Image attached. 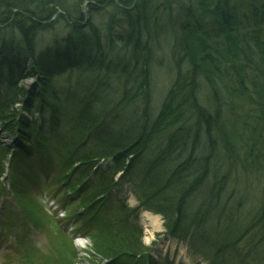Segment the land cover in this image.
Returning a JSON list of instances; mask_svg holds the SVG:
<instances>
[{"label":"trees","instance_id":"trees-1","mask_svg":"<svg viewBox=\"0 0 264 264\" xmlns=\"http://www.w3.org/2000/svg\"><path fill=\"white\" fill-rule=\"evenodd\" d=\"M24 1V4L28 3V0H23V2ZM54 1L55 0H49L47 2L53 9H56L55 7L57 5L52 3H56L57 1ZM108 1L109 0H103V2H101V0H79L78 3H73L71 5H63L62 1H60L58 4L63 14H59L57 19L60 18L61 20L51 22L56 24H69V27L71 26V33H69L70 37L66 42V50L68 51L61 54L59 53L60 56H58L60 58L64 57L69 60L78 50V46L88 48L87 44L89 46L93 43V48H95L93 52L95 56V60L93 61L95 64L88 62L89 57L85 61L80 57V61H83L87 66V70L85 69L84 72H91L86 79L89 81L93 80V95H97L95 102L99 101L100 113L95 115H93V113L88 114L82 123L71 124L64 133V137H68L66 140L68 143L67 146L73 147L82 144L87 135L100 125V121L105 114L104 112L110 108L106 107V105L109 99L107 95L108 90H110L112 82L108 79L104 80V82L99 81L100 77L96 76L94 72L96 70H104L107 76L108 72L109 75H111V73L113 75V73H115L113 71L118 69V65L127 70L131 64L130 62H132V65L134 64L135 67L137 63H141V66H145L151 58L154 49L158 48L156 43H158L157 40L161 37L160 34L166 33L168 35H174V40L172 41L170 39L173 49L181 51L188 61L187 66L189 68V74L187 77L191 84L186 88L185 86H187L189 82L183 83L182 79L177 80V78L173 80L175 82L171 86L172 93L164 106H167L170 100H172V104L170 107H166L163 113H160L158 119H156L157 121L155 120L153 122V133L150 131V122H143L141 126L140 124L138 125L134 134L130 135L129 133L125 137H121L122 141L120 143L115 141L117 136L113 135L110 137V140L107 141V144H97L93 146L87 154V159L94 160L101 156H110L118 151H123L124 153L127 150L133 156V159L135 157L141 158L146 151V147H149L153 141L151 137L156 136L157 138L154 143H156L158 148L155 149V157H159L164 161L175 159L176 162H180V153H183L184 149L185 151H190V159L181 162L180 165L178 163L172 176L173 180L185 183V173L195 162L193 158L196 157L195 149L197 144L203 147V151L198 155L202 161V166L206 168L203 171L206 172L208 176L209 174L207 171L210 169L209 166L214 163L212 158L218 155L217 148L220 147L221 142L229 148L234 144H239V138H243L246 140V142H243L246 143V145H244L245 151L241 157V159L246 162L243 169L247 171L250 167H254L251 166L254 162L257 164L256 167L258 171L264 175V171H262V169H264V0H252L249 9L242 5L241 1L244 0H178L171 3H168V0H138L133 8L127 10V12L125 10L126 8H122V11L120 9L118 14L114 15L112 18L106 15L102 17V23L103 18L107 17L109 20L108 29H104L102 27L103 24L101 25L99 23V18H101V14L104 15V5L108 3ZM126 1H128L127 5L131 4L129 2L130 0ZM160 2L162 5H158ZM19 3L20 2H18L19 6L16 5L13 8L20 7L25 9L26 6H22V4ZM81 3L82 8H80ZM85 3L87 7H84ZM161 6L162 10L160 11ZM25 11H27L29 15H22L21 17L19 13L12 12V10L7 13L3 12V16L0 15V20L7 19L6 21H8L14 16L13 19L16 21H12L10 27L15 26L16 29L19 28L20 32L24 33L23 38H25L29 46L32 47L33 43H31V36H34V32H36L37 29V25L35 24L42 23L44 20H49L54 15H52V11L47 18H43V15H37L29 7H27ZM119 20L120 22L116 24ZM17 21H24L23 23L26 22V24H24V27H19L16 23ZM84 23L87 24L85 27H82ZM127 31H129V33H124ZM82 33H90L91 37L87 35L83 36ZM74 36L77 38L79 37L78 41L74 40ZM122 37L124 39H122ZM86 41L89 42L86 44ZM110 46H112V48ZM141 52H144V55L141 54ZM29 53V60L34 64V66L32 65L31 75L29 76H35L36 72L40 71L39 73L45 76L42 80L45 82L48 78L46 76L48 75L46 74L47 72L45 71L44 64L39 60L35 61L34 50L30 49ZM24 64L26 65V62H24ZM2 65L6 66L5 64ZM22 67L24 68L25 66ZM124 68L119 70L121 74H126ZM137 68L138 70L135 72L140 73L145 79L142 82L133 81L132 85H124V87L120 88L119 94L126 96L129 92L135 90L137 92L138 89H141L140 92H142L143 95H146L147 92L149 93V78L146 77V71L147 73L150 71L147 67L144 69L145 71L138 66ZM10 69H12V67H9L8 70ZM25 69L27 68L25 67ZM180 70H182V68H178V72ZM128 71L129 69L127 72ZM117 75L118 73H115L113 76L116 77ZM181 83H183L184 89L179 87ZM202 87L209 91L214 109L217 108L216 110H209L208 113H205V109L201 106V101L198 96V91ZM112 88L114 89L115 87ZM31 92L35 94L37 89L34 88ZM174 93L178 94L171 99ZM185 94L187 97L183 98ZM109 96H111V98L115 97L116 91L109 93ZM136 97L137 96L134 95L129 97V99H136ZM239 97L248 100L247 105L250 107L248 111L238 109L237 106L239 103L235 102V99ZM26 98H28V100L32 98V94H30L27 86L17 84L14 95L9 101V110L3 112L1 116L10 127L14 125L13 122L16 118V112L11 108L15 106L17 101H22ZM218 110L220 112L219 115L217 114ZM142 111H145V108H143ZM189 112L190 115L186 118L189 124V130L192 128L195 130V128L199 127L200 123L204 122V118L207 119V129L203 131L205 137L208 138L206 143H200L203 137L201 136L202 131H198V129L195 131V133H197L195 137L191 135L187 140L180 136L182 133L181 125L176 126L174 129V125L179 124L181 118L189 114ZM244 112H247L248 115L253 114L254 118L252 122L248 121L249 117L243 116L245 115ZM164 115L166 118L168 117L167 120H169L173 126H169V128H172L171 132H160L163 125L161 123L159 126V123L165 120ZM242 116L243 119L241 120L240 117ZM214 117H216L218 125H221V127L216 126L217 122ZM107 121L110 122V119ZM212 124L218 128L215 130L214 127L213 129ZM241 126L245 128L242 130L240 129ZM157 128H159V130ZM218 130L221 135L219 140L220 143L215 144L212 139ZM220 130L222 132H220ZM112 133L114 132H111V134ZM111 140H113V142ZM250 141V146L246 148ZM125 161H128V159ZM204 181V177L199 178L198 181L193 184V187L195 186L194 189L198 188L199 184L201 185ZM227 181L224 175L218 176L211 186L209 199H205L206 203L203 204V209L210 219L215 220L214 216L217 215L218 219L210 222L215 231H217V229L221 231L223 228L224 232L227 230L229 234H232L237 230L234 232L237 234H233L235 238L230 240L231 244H234L235 239L236 245L233 249L231 247L230 250L234 256L238 254L236 259L242 264H264V203L260 205L259 210L257 205L253 204L256 211L252 210V212H250L251 207L247 211H244L248 205H244L243 207L238 206V208H236L233 223L225 221L227 218L225 212L226 205L228 209L231 202L237 201L238 197V193L233 192L235 189H232L228 185L230 182ZM170 186L172 185L167 183V188ZM228 189L231 191L230 194L225 192ZM163 191L166 193H163V196L159 199L170 194L168 189H163ZM225 193L229 195L228 202L222 200L225 197ZM171 197V199L170 197L167 198L166 201L169 202L172 199L174 200V197ZM245 198V196L242 197V199ZM160 201L164 204V207L162 205V208H155V210L165 213L168 219V226L182 227L181 222L184 221V213L181 210H175V212L178 213L176 214L175 221L172 223V212L175 208L171 206L166 207V202ZM195 218L198 220V214ZM222 218L224 222L221 220ZM196 219L194 220L196 221ZM200 225L203 224L198 223V226ZM186 232L189 231L187 230ZM242 232L245 236L243 234L238 238V234L240 233L241 235ZM253 235L257 238L255 241L257 243L256 245L251 241ZM141 238L143 239L142 235L136 240L122 239V241H120L119 239H114L117 242H112L111 244L104 243L103 245H108L109 248L106 246L104 249L105 252H101L102 254L100 256L109 257L121 251L133 254L141 252L146 247L143 241L140 240ZM246 239L247 242L241 247L240 245L243 244ZM205 244L208 245L207 243ZM237 246L241 248L237 250ZM93 247L95 252L96 246Z\"/></svg>","mask_w":264,"mask_h":264},{"label":"rangeland","instance_id":"rangeland-1","mask_svg":"<svg viewBox=\"0 0 264 264\" xmlns=\"http://www.w3.org/2000/svg\"><path fill=\"white\" fill-rule=\"evenodd\" d=\"M27 1V0H26ZM49 0H28L27 4H24L25 1H18V0H0V15L3 16V12H10L12 10V12H16L20 14V17L23 15H29L27 14L28 12L25 11V9L27 7H29L33 12H35L37 15H43V18H47L49 14H51L54 16H58L59 14H62L63 11L61 9V7L59 6L58 2L62 1L63 5H71L73 3H78L79 0H55L57 1L56 3H52V4H56L57 6L55 7L56 9H53L51 5L48 4ZM54 1V2H55ZM136 1L138 0H130L129 2L131 4L127 5L128 1L126 0H109L108 3H106L104 5L105 8V12L103 17L106 16H112L114 17V15L118 14L119 10L122 8H126V12L127 10L133 8V6L136 4ZM159 1V0H158ZM178 0H168L167 2L171 3V2H175ZM252 0H244L241 1L242 5L246 6V8L250 7ZM18 2H20L19 4L25 5V9H22L20 7L17 8H13L14 6H19ZM101 2H103V0H101ZM105 3V2H104ZM158 5H162L161 2ZM86 6V5H84ZM76 7V6H75ZM128 7V8H127ZM80 8H82V3L80 5ZM75 10V9H74ZM162 10V6L160 7V11ZM49 11V13H48ZM125 12V13H126ZM124 16V14H123ZM111 17V18H112ZM55 18V17H54ZM58 18V17H57ZM56 20H61L60 18ZM102 19V18H101ZM100 19V24H103V28L104 29H108V22L109 20L107 18H103V23L102 20ZM45 21V20H44ZM24 21H19V23L22 25V27H24L23 23ZM51 22V21H49ZM120 22L117 21L116 24H118ZM43 23V22H42ZM42 23L39 24H35L36 26V32H34V38L36 39V44H37V49H36V56L37 59L39 61H41L40 59L43 60V64L49 65L48 70L50 73H53L55 75V82H53V87L51 88V90H53L54 92L57 91L59 89V81L60 80H65L67 72L66 70H68V68H65L67 66V59L66 58H60L57 57V55L60 53H64L66 48L64 46V44H62L63 48H54V49H46V51L44 50V45H46L48 42L52 43H56V39H54L53 37H60L62 36V39L64 37V32H60V33H46V31L43 29L42 27ZM87 23H84L82 25V27H85ZM60 26H62V24H60ZM101 27V29H102ZM45 31V32H44ZM87 32V31H86ZM105 32V31H104ZM124 33H129V31L124 32ZM19 33H8L7 36H9V39H14L15 41H18V35ZM22 34V36L24 35V33H20ZM105 34V33H103ZM83 36L87 35L89 36V33H82ZM125 35V34H123ZM161 37L160 39L157 40L158 43H156V45L158 46L157 49H154L153 54L151 56V58L148 60V63L145 64V66H141V63H137V66L140 69H143V71H145L144 69L147 67L148 70L150 72L147 73L146 71V77L149 78V84L148 87L149 88V93L147 92L146 95H143L142 92H140L141 89H138L137 92L136 90L133 92H129L128 94L125 95H121L119 94L120 88L124 87V85L126 86L127 84L132 85L133 81H143L145 78H143L144 76L140 75V73H137L135 71L138 70L137 66L135 67L134 64L132 65V62H130L131 64L129 65V71L127 72V70H125L124 67L119 66L118 65V69H116V71H113L115 73H118V75L116 77H114L113 75L115 73H111V75H109L108 72V76L106 75V72L104 70L101 71H95L94 73H96V76H99L100 79L99 81L104 82V80L108 79L109 81H111L112 86H110V90H108V104L106 105V107H112V106H116L114 109H109V111L104 115L105 118L106 117H111V118H115V119H119L118 123H119V132L118 134V138L115 140L117 143L122 141V138L120 139V135L123 134V132H125V134H129L132 135L135 133V129L138 127V125L140 124V126L143 124V122L145 123H149L150 122V131L153 133V122L158 119L160 113H163V110L166 109V107H170L172 104V100H170L167 104V106H164L166 101L170 98V94L172 93L171 90V86L172 84L175 82L173 80H175L177 78V80L182 79V82L184 83H188L187 86H185L186 88L189 86V84H191L189 80V78L187 77L188 73V61L185 57V55L179 51V50H175L173 49L172 45H171V41L170 39L173 41L174 40V35H168L166 33H161L160 34ZM3 34L0 32V38L2 40H4L3 38ZM171 37V38H170ZM79 37L77 38L76 36H74V40L78 41ZM122 39H124L122 37ZM1 40V41H2ZM47 42V43H46ZM80 42V41H79ZM11 43V41H10ZM82 43V42H81ZM86 44L88 43V41L85 42ZM83 43V44H85ZM8 43H4L3 45H1L0 49L2 50H6ZM92 45L87 44L88 48H82L78 46V50L75 52L74 56H80L82 57V60H87L88 62H92V64H95V62L93 60H95V56H94V51L95 48H93V43H91ZM7 45V46H6ZM11 48H13L12 45H10ZM5 47V48H3ZM112 48V46H110ZM9 49L10 52L14 51L12 49ZM8 50V49H7ZM57 51H60L59 53H57ZM4 53H6V51H4ZM13 53V52H12ZM15 53V52H14ZM17 53V52H16ZM59 54V56H60ZM141 54L144 55V52H141ZM23 59L21 57H19L18 59V65H24V62H27L24 59V55H22ZM57 57V58H56ZM80 57H79V61H80ZM71 58V57H70ZM54 60V64H52L51 66L53 67L52 69L50 66V63H48V61L53 62ZM58 61V63L56 62ZM94 62V63H93ZM81 63L85 64L83 61H81ZM60 67V68H59ZM124 68V70L126 71V74H121L119 72L120 69ZM178 68H182V70H180L178 72ZM134 69V70H133ZM142 71V74H143ZM38 77V78H37ZM111 78V79H110ZM41 75H37L36 77H34L33 79L29 80L32 82V84H36L38 82H40L41 80ZM183 83H181V85L179 86L180 88H183ZM41 84V83H40ZM22 85H25V83H23ZM117 86V88H116ZM112 87H115L114 89ZM184 89V88H183ZM190 90V89H187ZM113 91H116V97L111 98V96H109V93H113ZM136 92V93H135ZM178 93H174L173 96L171 97V99L173 97H176ZM136 95V99H129V97H132ZM198 96L200 98L201 101V106L204 107L205 109V113H208V111H213L216 110L217 108L214 109L213 103H212V97L209 93V91L205 88H200L198 91ZM187 97L186 94L183 96V98ZM243 98V97H242ZM242 98H236L235 102H238L236 104H238V109L245 111L250 108L247 104H248V100H244ZM50 99V98H49ZM112 100V101H110ZM233 102V101H232ZM147 104V105H146ZM97 106H99L97 104ZM96 108V107H95ZM117 108V110H116ZM143 108H145V111H142ZM15 112H17V104H15V106L13 108ZM97 109V108H96ZM222 110V109H219ZM219 110L217 111V114L219 115L220 112ZM5 111V110H4ZM8 110H6L7 112ZM11 111V110H10ZM120 114H119V113ZM118 113V114H117ZM172 113V112H171ZM170 113V115H171ZM252 113V112H251ZM166 114V113H165ZM246 117H249V122L253 121V114L248 115L247 112H244ZM119 115H121V120ZM189 114H187L186 116L181 118V122H179V124H175L174 125V129L176 128V126L181 125L182 126V133L180 134V136L182 138H184L185 140L189 139L191 135H194L195 137V131L196 129H198V131H202L201 132V136L203 138H201L200 143H206L208 140V138L205 137V133L203 132L204 130L207 129L206 124L207 119L204 118V122L199 124L198 128H195V130L192 128L189 130V124L186 121V118L189 117ZM243 116L240 117V119H243ZM257 116V115H256ZM195 117V116H194ZM168 118V117H167ZM166 116L164 115V121H161L159 123H162L163 128L160 130V132L163 131H169L171 132L172 128H169V126L171 125V123L169 122V120H167ZM216 120V117H214ZM167 120V121H166ZM240 120V122H241ZM3 121V120H2ZM142 121V122H140ZM157 121V120H156ZM159 121V120H158ZM6 121H3V124H8L5 123ZM218 127H221V125H218V121L216 120ZM168 125V126H167ZM3 126V125H2ZM2 126L0 125V127L2 128ZM172 126V125H171ZM216 126H214L212 124V127L215 130L218 128H216ZM173 127V126H172ZM184 127V128H183ZM245 127L241 126L240 129H244ZM59 128L56 127V130H58ZM159 130V128H157ZM220 132H222L220 130ZM12 133L10 131V129H8V125L5 126V128L0 129V168L1 166L4 164V162L7 160V151L11 150L12 148V142L11 139L9 137V134ZM175 133V132H173ZM179 133V132H178ZM226 135V134H225ZM53 136V135H52ZM220 133L219 130L218 132L215 133L214 137H213V141L215 142V144L220 143ZM54 137V136H53ZM130 137V136H129ZM152 143L149 145V147H146V151L143 154V156L141 158H134L131 162H130V166L129 169L126 171V173L119 175L120 173L118 172L116 175V178L114 179V181H118L120 187H116L114 189V193L116 191H118V188H122L123 189V194L127 197L129 196V201L131 204H133L134 206H140L141 207V212L144 211V209L146 210V208L150 211V207H154L155 205H163L162 201H164V203L166 202V207L171 206L174 207V211H173V216L172 218L175 219L176 218V213L175 210H181L184 213V216L186 218L183 227L185 229L189 228V234L187 236H183V238L180 237L179 234H177V237H172L171 235H167L164 238H162L157 244V247L163 252L166 251L169 256L171 258H173V263L171 264H183L184 262H186L187 264H196L198 262H202L201 264H209L208 262L204 261V257H212L213 254L215 253L216 249L219 248L220 246H222V243H220L222 240L221 238L225 241V243L228 241V239L235 238L234 235L237 233H234L235 230L232 234H229L226 230V232H224V229L222 228L221 231L217 229V231L214 230L213 226H211V221H215L218 219L217 215L214 216V219H210L207 216L206 211L203 209L202 206V201L201 199L206 197L209 199V195H210V190H211V186L214 183V181L218 178V176H222L224 175V177L228 180L227 182H230L228 185L233 189H235V191L238 193V197H237V201H233V203L231 202V204L229 205L228 209H227V205L225 207V212L227 215V218L225 219V221H229L230 223H233V220L235 218V212H236V208H238V206H244V205H248L247 208L244 209V211H247L250 207H251V211H256V209L254 208L253 204L257 205V208L259 210L260 205L264 203V175L263 173H261L260 171H258L257 169V164H255L254 162L251 164V166L254 167H250L249 169H247V171H245L243 169L244 164L246 163L243 159H241V157L244 154L245 151V146L246 142L245 139L243 138H239L240 143L239 144H234L231 147H226V145H224V143L221 142L220 147L217 148V152L218 155L215 156V158H212L214 163L212 165H210V169L208 172V176L206 175V172H204L203 170H205L206 168L204 166H202V161L200 160L199 157V150L195 151V155L196 157L193 158V160H195L194 164H192L188 170L185 173L184 176V181L183 182H178V180H173L172 176L174 174L175 168H176V160L172 159L169 161H164L159 157H155L154 156V152L155 149L158 148L156 146L155 139L157 138L156 136H152ZM135 139V138H133ZM113 142V140H111ZM110 141V142H111ZM167 141V140H166ZM251 141L248 143L247 147L248 148L250 146ZM219 146V145H218ZM106 149V147H105ZM104 149V150H105ZM6 151V152H4ZM180 151V150H179ZM3 154V155H2ZM142 154V153H141ZM181 154V159L182 161L188 160L190 159L189 155H190V151H185V149L183 150V153ZM126 152L124 154V156H122V154H120V158H114V162L117 164H114L112 167L116 168L117 165H121L123 163V160L128 159L127 157L130 155V153L128 152V154L126 155ZM62 156V155H60ZM76 152H71V154L67 157V159L62 158V160L59 161L57 165V172H55V176L56 174L57 177L56 179H58V184L59 185H64L66 187L69 188H73L74 185H76L83 177L87 176V174L84 175V171H80L81 170V166L85 165H78V160H76ZM122 156V157H121ZM159 156V155H158ZM121 159V160H120ZM123 159V160H122ZM55 165V166H56ZM78 165V166H77ZM142 166V167H141ZM140 167V168H139ZM157 168V169H156ZM264 168V166H263ZM262 171H264V169H262ZM260 172V173H259ZM226 173V175H225ZM204 177L205 181L201 183V185L199 184V187L194 189L193 184H195L196 181H198L199 178ZM26 180V175L24 179H20L21 183L25 182ZM150 180V182H149ZM141 182H145L143 184H141ZM148 182V183H147ZM167 183L171 184L172 186H170L169 188H167ZM60 187V186H59ZM163 189H168L169 191V195L166 197H163L161 199H158L160 197L163 196V193H166L163 191ZM56 190L54 188H52V190L50 191V193H53V191ZM225 192H228V194H230V189L226 190ZM19 196H22V200H26L29 201L27 196H31V198L34 199V197H32V195L28 194V193H24V194H20L18 193ZM227 193H225V197L222 199L225 202H228V195ZM27 195V196H26ZM171 196L174 197V200H170L169 202L166 201L167 198L170 197V199L172 198ZM245 196V199H242V197ZM63 196H61L62 198ZM155 197V198H154ZM35 200V199H34ZM40 200V199H38ZM38 200H35L36 202ZM41 202V200H40ZM58 202V201H57ZM147 204L145 207L141 206V204ZM33 214H35L36 216H38L39 218H42V220H46L45 222L47 223V227H49L51 220L49 217V220L46 218L47 212L46 210H44L41 207V204L39 203L38 206L34 205V209H33ZM152 211V210H151ZM150 211V212H151ZM155 212V211H153ZM53 215L57 218V214L56 212H52ZM154 214V213H153ZM156 214V213H155ZM198 214V220L195 218V216ZM238 214V212H237ZM249 215V213H248ZM247 215V216H248ZM35 216V217H36ZM231 217V218H229ZM196 219V221L194 220ZM193 220V221H192ZM223 222V218L221 219ZM139 221L140 223L144 226V229L141 228H135V229H131L129 231H116L115 229L111 228V226L106 225L105 228L103 229V236L101 237H96L94 238L93 242H91L90 244H87L86 248H79V246L77 245V243L75 242V240H72L70 238H68L67 236L64 235H59L58 238L54 239L53 241L48 239L46 234H43V237L41 238L42 242L38 243L39 247L41 249H46L48 247V244L52 247L53 245V249H54V256H51L52 259L48 258L46 260V262H42L45 259H42L41 261H38L37 264H98L96 258L102 254L101 252H105V247L108 245H103L104 243H112V242H117L114 239H119L120 241H122V239H139L140 236L142 235V233L146 234L145 238H141L140 240L143 241L144 246H147L148 244H150V242L157 237V233H159L160 231H155L154 235H152L150 238L151 240L148 241L147 240V236L149 235L148 230L146 229V222H144V220L141 217V213L139 215ZM160 221L163 223L164 219L161 217ZM191 221V222H190ZM172 223L174 221H171ZM161 223V224H162ZM199 224H203L200 226H195L196 228H192L194 225H198ZM62 225H66L67 221L63 220ZM192 229V231L196 230V232L200 231V235H195V239H194V243L192 245H190L191 243V239L194 237L193 234L191 235L190 230ZM236 229V228H235ZM159 230H163L164 231V227H162ZM177 232L178 229H175ZM244 231V230H243ZM60 234H62L60 231H58ZM69 233L71 232V228L68 230ZM247 232V230H246ZM234 234V235H233ZM244 233L242 232V234L240 235V233L237 235L238 238L241 237ZM55 234H53L52 236H54ZM150 236V235H149ZM245 236V234H244ZM33 237L39 238V234L37 235V233L33 234ZM257 240L256 237H254L251 239V241L256 245L257 243L255 242ZM238 242V241H237ZM247 242V239L243 242V244H241L240 246L242 247L244 245V243ZM146 243V244H145ZM205 243H207L208 245H204ZM91 244L93 246H96L95 252L93 250V252H90V249H92V247L89 249V247L91 246ZM165 245L164 247L161 245ZM195 244V246H194ZM235 244V243H234ZM208 247V248H207ZM94 248V247H93ZM109 248V246H108ZM41 252V251H40ZM216 253H219L220 255H218L219 261H222V264H242L238 259H234L231 258V253H229L228 251L224 250L223 252H220L219 249L216 251ZM42 255V254H41ZM236 256H238V254H235ZM240 255V254H239ZM16 261L15 262H11L14 264H29L31 262L30 258H27L26 256H24L23 260L20 261L18 256L15 257ZM40 259V257H39ZM176 259V260H175ZM203 259V260H202ZM227 260V262H226ZM8 264H11L9 262H6Z\"/></svg>","mask_w":264,"mask_h":264},{"label":"bare ground","instance_id":"bare-ground-1","mask_svg":"<svg viewBox=\"0 0 264 264\" xmlns=\"http://www.w3.org/2000/svg\"><path fill=\"white\" fill-rule=\"evenodd\" d=\"M21 134H22V132H21ZM26 135H29L28 133L26 134ZM20 142L21 143H25L26 142V140H24L23 139V137H22V135L20 136ZM202 145H200V144H197L196 145V149H195V151H197V150H199V153L201 152V151H203L202 150ZM198 152V151H197ZM13 154V155H12ZM10 158H14V157H17V158H19V155L17 154V153H11L10 155ZM22 159H24V158H22ZM22 163V165H23V167L25 168V169H33L34 167L32 166V165H28V164H26V163H23V162H21ZM12 185H13V190H15V188H16V184H15V182L14 181H12ZM143 220H144V222H146V224L149 226V230H148V233H149V235L147 236V240L148 241H150L151 240V236H152V234H153V232L156 230V229H158L159 227H160V225H161V222H160V218H159V216L158 215H154V214H152V213H150L149 211H145L144 213H143ZM16 223V222H15ZM19 225H20V227H25V225L24 224H21V223H18ZM87 242L86 241H79V242H77V245L79 246V248H86L87 247ZM235 245L236 244H234V247H235Z\"/></svg>","mask_w":264,"mask_h":264}]
</instances>
